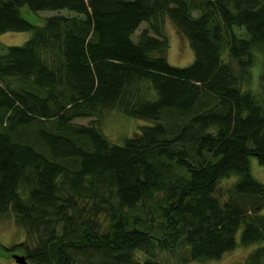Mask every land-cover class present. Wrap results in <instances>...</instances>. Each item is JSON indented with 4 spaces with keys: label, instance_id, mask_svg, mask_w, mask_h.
Wrapping results in <instances>:
<instances>
[{
    "label": "trees",
    "instance_id": "16d2710c",
    "mask_svg": "<svg viewBox=\"0 0 264 264\" xmlns=\"http://www.w3.org/2000/svg\"><path fill=\"white\" fill-rule=\"evenodd\" d=\"M22 6L52 11L34 24ZM164 17L186 65L163 53ZM23 30L0 52V217L25 237L1 256L189 264L252 244L236 264H264L248 160L264 163V68L260 94L244 87L264 55V0H0V33ZM104 108L150 122L116 143L73 121Z\"/></svg>",
    "mask_w": 264,
    "mask_h": 264
},
{
    "label": "rangeland",
    "instance_id": "374dc122",
    "mask_svg": "<svg viewBox=\"0 0 264 264\" xmlns=\"http://www.w3.org/2000/svg\"><path fill=\"white\" fill-rule=\"evenodd\" d=\"M65 10V9H62ZM52 10L44 9L37 12H32L25 6L20 8L21 14L26 17L32 23L38 24L45 15L51 13ZM146 26L145 22H141L136 28L135 32L131 34V38L135 39L138 32ZM161 31L167 39V47L164 50V55L167 61L173 65H186L193 59L192 50L188 44L187 39L173 26V24L164 17L162 19ZM30 30L23 31H3L0 33V52L4 51L5 45L9 44H21L29 35ZM153 33V32H150ZM264 68V55L258 54L256 57V63L251 68V77L245 84V88H249L253 93L260 94L261 87L257 74ZM76 123L88 124L93 121L97 124L101 132L111 141L119 143L124 137L130 136L134 131L138 129L140 125L149 123V120L142 118L130 117L119 111L116 108H104L98 115H91L86 117H76L73 119ZM249 170L251 174L261 181L264 185V163L260 164L257 162L253 155L249 158ZM229 180H222L220 185L224 187ZM260 213L264 214V206L259 210ZM154 231V230H153ZM153 233V232H152ZM25 237L24 229L14 223L11 213H5L4 216L0 217V242L10 245L22 240ZM254 245H240L238 244L231 250L225 251L218 258H209L203 260H189V264H236L242 261L248 251ZM177 249L174 251L176 252ZM13 253H21L19 248L12 249L5 253L4 256L0 255V264H19L12 259ZM167 250H162V254L171 256ZM170 264H179L180 261L176 260L170 262Z\"/></svg>",
    "mask_w": 264,
    "mask_h": 264
},
{
    "label": "water",
    "instance_id": "95a60500",
    "mask_svg": "<svg viewBox=\"0 0 264 264\" xmlns=\"http://www.w3.org/2000/svg\"><path fill=\"white\" fill-rule=\"evenodd\" d=\"M12 257L19 264H29L22 254H12Z\"/></svg>",
    "mask_w": 264,
    "mask_h": 264
}]
</instances>
